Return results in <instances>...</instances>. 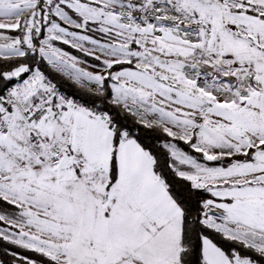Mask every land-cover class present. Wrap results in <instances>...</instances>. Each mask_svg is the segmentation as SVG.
Instances as JSON below:
<instances>
[{
  "label": "snow or ice",
  "instance_id": "obj_1",
  "mask_svg": "<svg viewBox=\"0 0 264 264\" xmlns=\"http://www.w3.org/2000/svg\"><path fill=\"white\" fill-rule=\"evenodd\" d=\"M0 264H264V0H0Z\"/></svg>",
  "mask_w": 264,
  "mask_h": 264
}]
</instances>
